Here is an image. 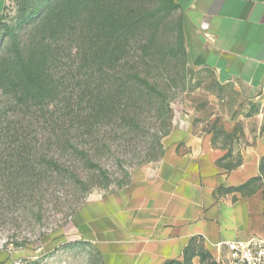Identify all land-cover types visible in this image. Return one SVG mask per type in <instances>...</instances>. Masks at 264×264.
Returning a JSON list of instances; mask_svg holds the SVG:
<instances>
[{
  "label": "rangeland",
  "instance_id": "obj_1",
  "mask_svg": "<svg viewBox=\"0 0 264 264\" xmlns=\"http://www.w3.org/2000/svg\"><path fill=\"white\" fill-rule=\"evenodd\" d=\"M62 1L8 0L0 16V251L99 264L76 239L78 213L133 182L187 136L208 135L232 149L264 137V93L245 99L212 69L191 63L176 0H84L85 77L74 78L73 58L60 52L47 63L58 86L47 93L48 107L29 109L20 49L47 38L39 24ZM262 172L250 190L264 184V162ZM168 264L223 261L198 239Z\"/></svg>",
  "mask_w": 264,
  "mask_h": 264
},
{
  "label": "crops",
  "instance_id": "obj_2",
  "mask_svg": "<svg viewBox=\"0 0 264 264\" xmlns=\"http://www.w3.org/2000/svg\"><path fill=\"white\" fill-rule=\"evenodd\" d=\"M176 1L191 63L245 99L264 93V0ZM263 159L264 137L232 149L187 136L133 182L89 202L74 219L76 239L99 264H168L198 239L223 261L228 241L264 239V184L250 190L262 182ZM19 257L33 258L0 251V264Z\"/></svg>",
  "mask_w": 264,
  "mask_h": 264
},
{
  "label": "trees",
  "instance_id": "obj_3",
  "mask_svg": "<svg viewBox=\"0 0 264 264\" xmlns=\"http://www.w3.org/2000/svg\"><path fill=\"white\" fill-rule=\"evenodd\" d=\"M177 5L179 6L178 3ZM84 7V0H78L77 3L71 0L59 2L55 12L43 19L44 24H39L42 26L41 30L47 29L49 32L47 38L43 36L39 39L36 49L32 51L26 46L20 49L26 55L23 64V80L20 84L24 105L27 108L30 109L33 105H41L42 109L48 107V104L46 105L47 93L55 92L58 86H56L54 83L55 81L52 80L53 75L47 63H50L51 60H53L54 63L56 61V56L60 52L68 51L70 58H73V60H71L73 65L69 67V70H71L70 73H72V71L74 72V78L85 77L86 74L84 75L81 71L83 64H79L83 63L82 60L86 59L88 55L83 46L85 25L87 24V19L81 14ZM57 11H60V13ZM97 39H99L98 36L96 37V40ZM46 40L53 42H49V44L45 46ZM73 43L77 44L74 51L71 50ZM98 52L99 51H96L97 56L99 55ZM29 54L31 55L30 57ZM36 60L39 62H36ZM96 63V66L99 67L98 58ZM20 67L22 68V65ZM85 94L86 90L82 89L80 91V96L83 97ZM99 108H101V106H97L96 110L91 107L95 112L99 111ZM80 115H84V113L75 114V117H81Z\"/></svg>",
  "mask_w": 264,
  "mask_h": 264
},
{
  "label": "built area",
  "instance_id": "obj_4",
  "mask_svg": "<svg viewBox=\"0 0 264 264\" xmlns=\"http://www.w3.org/2000/svg\"><path fill=\"white\" fill-rule=\"evenodd\" d=\"M227 256L223 264H264V239L251 236L248 239L228 241L226 244ZM5 264H68L67 260L56 261L50 255H39L33 258L19 257Z\"/></svg>",
  "mask_w": 264,
  "mask_h": 264
}]
</instances>
